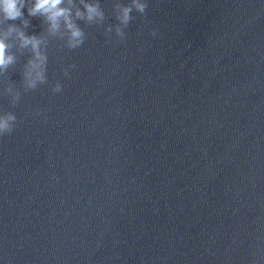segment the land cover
Returning a JSON list of instances; mask_svg holds the SVG:
<instances>
[{"label":"water","instance_id":"1","mask_svg":"<svg viewBox=\"0 0 264 264\" xmlns=\"http://www.w3.org/2000/svg\"><path fill=\"white\" fill-rule=\"evenodd\" d=\"M130 3L64 0L75 49L27 7L0 23L46 57L29 88L34 51L6 39L0 264H264V0H147L121 40Z\"/></svg>","mask_w":264,"mask_h":264},{"label":"clouds","instance_id":"2","mask_svg":"<svg viewBox=\"0 0 264 264\" xmlns=\"http://www.w3.org/2000/svg\"><path fill=\"white\" fill-rule=\"evenodd\" d=\"M63 4L64 0H33L29 6L26 0H0V23L20 20L23 25L27 26L28 21L24 18V12L22 11V9L27 7L28 15L33 17L43 16L49 23L50 31L52 32H56L60 28L61 21H63L70 34L68 46L75 49L83 44L84 33L71 19V10L62 6ZM84 7L85 12L77 10L76 16L78 18L87 19L89 22L97 19L103 20L104 13L98 4L85 3ZM118 7V25L115 28V34L122 40L125 38L126 29L133 19V9L141 15L146 14L147 0H131L130 4ZM13 33L19 38L22 47L30 45L34 51L36 60L29 61L31 67L29 72L26 73L28 87L34 89L37 83H42L45 80L44 61L46 57L42 56L39 51L40 39L35 35H26L15 23H8L6 31L0 37V68H7L8 65L14 62V56L8 52L9 45L6 43L7 37ZM152 34H156L154 29ZM69 67H74V65ZM68 75L69 72L65 70V76ZM53 91L57 93L62 91L61 84L57 83ZM16 120L17 117L12 112L0 114V136L11 134Z\"/></svg>","mask_w":264,"mask_h":264}]
</instances>
